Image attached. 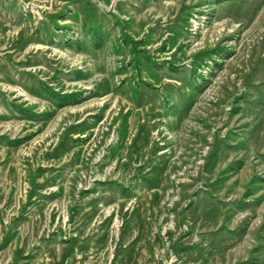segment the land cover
Listing matches in <instances>:
<instances>
[{
  "label": "rangeland",
  "instance_id": "rangeland-1",
  "mask_svg": "<svg viewBox=\"0 0 264 264\" xmlns=\"http://www.w3.org/2000/svg\"><path fill=\"white\" fill-rule=\"evenodd\" d=\"M0 264H264V0H0Z\"/></svg>",
  "mask_w": 264,
  "mask_h": 264
}]
</instances>
